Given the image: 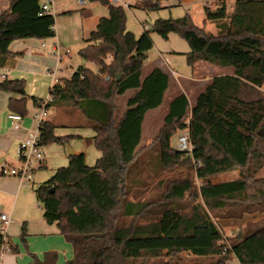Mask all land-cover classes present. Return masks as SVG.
Here are the masks:
<instances>
[{"label": "trees", "instance_id": "16d2710c", "mask_svg": "<svg viewBox=\"0 0 264 264\" xmlns=\"http://www.w3.org/2000/svg\"><path fill=\"white\" fill-rule=\"evenodd\" d=\"M8 1V9L0 13V67L15 66L17 54L9 49L15 40L55 37V15L41 16V0ZM98 1L109 9V16L99 20L79 51L96 70L77 68L51 88L52 100L45 106L48 113L54 108L79 109L94 130V146L101 154L93 167L83 153L70 156L66 168L57 169L35 189L44 219L57 223L73 247V258L64 264H154L152 260L165 257L168 260L159 264H227L230 255L239 264H264V224L240 231L228 248L214 221L220 212L240 217L264 211V178H259L264 169V136L259 133L264 129V0H236L231 15L224 1L215 10L207 5L205 20L218 23L217 35L197 26L189 14L155 21L153 32L165 39L177 34L187 41L190 67L204 62L235 71L212 78L194 107L184 93L177 95L151 144L160 152L155 175L185 165L203 185L198 189L189 178L168 181L159 197L148 200L134 197L135 189L147 188L135 170L148 148L140 147L146 115L163 105L170 76L158 68L144 75L154 47L151 32L136 37L126 27L125 8ZM162 1L168 0H142L137 7L159 11ZM25 86L24 80L0 82V92L19 96L9 100L8 108L22 116L28 114L29 99L37 108L44 103L30 98ZM129 92L133 94L127 110L118 117L116 99ZM43 123L42 147L65 145L73 137H58V126L50 118ZM182 130L190 135L192 154L171 146ZM233 171H239L238 179L212 181ZM25 235L23 227L24 244ZM4 238L0 232V251ZM182 253L197 260L216 258L210 263L184 262ZM30 256L31 264L58 261L56 252Z\"/></svg>", "mask_w": 264, "mask_h": 264}, {"label": "crops", "instance_id": "0c3cea01", "mask_svg": "<svg viewBox=\"0 0 264 264\" xmlns=\"http://www.w3.org/2000/svg\"><path fill=\"white\" fill-rule=\"evenodd\" d=\"M42 1L43 0H41V2ZM63 1L65 0H57L53 6L55 15V37L48 38L47 40H38L34 38L29 40H15L9 48L13 54H17V62L15 66L0 67V75L5 74L8 78L7 80H24L26 82L25 91L30 98L36 97L46 100L50 95V89L56 82L52 77L47 76L46 71H54L58 79L62 80L64 78H70L80 66L88 67L86 64H80L82 62V57L79 56V51L86 45L85 40L89 37L90 33L94 31L93 28L95 27L96 29L99 20L105 17V15L98 14L95 7L92 5L80 6L76 2L75 6H69L64 4ZM169 1L170 0L167 1L168 4L166 6L160 4L162 9L184 6L189 12L188 14L192 17L191 4L193 0H183L180 3L173 0V2ZM221 1H224L226 4V0H217V2ZM137 2L132 3L130 1H120L121 4L119 6L135 10L139 9L137 7ZM235 2L236 0H234V5ZM209 6L211 5L209 4ZM8 7V0H0V12L7 10ZM234 10L235 7L232 12H229L227 5V12L229 15H231ZM203 17V28H205L206 32L217 35L218 23L208 20L206 21L205 12ZM146 26L147 25H144V31ZM56 47H59L58 53L55 50ZM71 54L77 55L81 60L76 61ZM148 60L146 61L144 68L145 76L151 73L155 68L165 71L170 76V88L166 92V98V96L172 93V90L174 89L172 80V74H174V71L171 72L164 67L163 64L165 61L161 59H158L155 63H148ZM202 63L204 62L197 63L193 66V74L187 79L192 82H197L199 81V74H204L209 71V66L202 65ZM75 64L80 65L76 67ZM92 70H96V67ZM233 74L234 73H225L220 76ZM208 84L209 83L205 86L207 87ZM191 86L192 90L196 87L195 84ZM182 93H184L189 100V93L182 90L181 92H178L177 95ZM16 97L19 98L18 95L12 93L0 92V140L3 150L2 158H0V214L3 212L6 213L12 220V223L6 229V242L12 248V252L4 254L0 264H31L32 259L30 254L43 258V256L49 252H56L58 254L57 264H64L74 256L71 243L67 242L65 237L61 235L57 223L52 225L48 224L43 217L44 211L42 216L39 213L31 214L29 212L33 209L34 204L32 203L33 199L29 192V188L25 185V181L4 175L1 172L2 168H7L3 166L4 164H9L8 166L16 164L18 145L27 136L30 130L37 127V123L33 120V116L37 113L38 108L35 107L33 101L29 99L26 104L28 114L27 116H24L22 126L17 130L12 128L10 121L8 120V115L12 113L9 111L8 102L11 98ZM176 97H174V99ZM126 110L127 108L123 111L122 115ZM146 121L144 123L143 134ZM76 154L82 153L76 151ZM66 156L69 158L70 154L69 156ZM2 226L3 222L0 221V231ZM23 227L26 228L25 244L23 243L21 236ZM12 228L14 230L13 233L11 232Z\"/></svg>", "mask_w": 264, "mask_h": 264}, {"label": "rangeland", "instance_id": "374dc122", "mask_svg": "<svg viewBox=\"0 0 264 264\" xmlns=\"http://www.w3.org/2000/svg\"><path fill=\"white\" fill-rule=\"evenodd\" d=\"M121 2L130 1L136 3L138 0H120ZM76 0H65L64 4L69 6H75ZM169 2H173L170 0ZM137 2V5H139ZM167 1H162L161 5L166 6ZM211 5L215 10L218 7L217 0H209V3L202 0H193L191 4V13L193 22L197 26L203 27L202 18L205 12V7ZM228 5V11L232 12L235 5L234 0H226ZM86 5L93 6L96 9L98 14H103L105 17L109 16L108 8L103 5L100 1L95 0L94 2H86ZM80 7V6H79ZM125 8V7H123ZM126 27L129 31L133 32L136 37H140L144 31V25H147L146 31L151 32V38L154 40L155 46L149 51V60L148 63H155L158 59H161L164 62V67L169 71H174L172 74L173 87L172 93L168 94L163 102L161 108L153 110L147 114L145 131L143 134V139L140 147L146 148V153H144V162L143 164L136 168V173H141V178L147 184V188H137L134 191L135 199L148 200L159 197L167 187L168 181H180V179L189 178L195 184V187L198 189L203 185L202 181L195 177L194 170L189 166L179 165L178 168L172 171H164L159 175H155L154 171L156 166H159L160 161V152L157 146H152L151 144L154 139L157 137L160 129L164 125L165 116L169 112L172 99L176 97L178 92L184 91L189 93V101L191 106L196 105V100L201 93L206 89V84L209 81L225 73H234L235 69L231 67L221 68L212 64L202 63V65L209 66L207 72L204 74H199V81L192 82L188 77H191L193 74V67H190L187 63V53L190 52L189 44L186 40L181 38L177 34H170L167 39L161 37L157 33L153 32L155 21L162 19H175L180 18L188 14L184 6H175V8H165L159 9V11H147L139 9H131L126 7ZM1 11L0 13H2ZM95 30V27L93 28ZM72 55V54H71ZM72 57L78 61L81 60L77 55H72ZM200 63V62H199ZM80 64H86L89 68L94 69L95 65L93 63H88L82 59ZM80 64H75L79 66ZM74 66V67H75ZM207 73V74H206ZM207 77V78H206ZM195 84V88L192 90L191 85ZM264 92V86L262 87ZM132 92L129 94L120 96L116 99L117 105V116L121 117L123 111L127 108L126 101L129 96L132 95ZM38 112V111H37ZM50 119L57 124L55 134L58 137L73 136L69 139V142L65 145L52 143L49 146L42 147L43 154L47 159L45 167L37 169L34 173V179L32 182H25L26 187L29 188V192L33 199L34 207L29 212L31 214H43V207L35 197V189L41 184L50 180V178L55 174L56 170L59 168H66L69 165V156L70 149L73 153L76 154V151L79 153L86 154V163L89 167L95 166L98 158L101 156L99 151L96 150L93 142L94 130L90 125V122L87 121L86 117L82 112L77 108H54L49 112ZM149 126V128H148ZM183 131V130H182ZM179 131L171 140L172 147L176 149L178 144ZM66 156V157H65ZM9 164H4V167H9ZM240 177L239 171L228 172L227 174L219 175L212 178L213 182H224L228 180H236ZM264 178V169L260 172L259 178ZM160 181H164L165 185L162 186L158 184ZM222 216L214 217V221L219 226L220 230L223 233V242L222 244H229L230 239H233L240 231H245L247 228H257L264 224V211L254 212V213H245V215L240 217L229 216L226 212H220ZM12 228V233H13ZM214 258H205V259H195L192 255L188 253H182L181 260L184 262H203L210 263L214 261ZM168 258L165 257L163 260H152L154 264H159L161 261H167ZM227 264H239L234 255H230L227 260Z\"/></svg>", "mask_w": 264, "mask_h": 264}, {"label": "built area", "instance_id": "2783aa9c", "mask_svg": "<svg viewBox=\"0 0 264 264\" xmlns=\"http://www.w3.org/2000/svg\"><path fill=\"white\" fill-rule=\"evenodd\" d=\"M57 0H43L41 2V16L46 14H53L54 10L53 6ZM80 6H84L86 2L89 0H76ZM204 2L209 3V0H202ZM138 2H142V0H138ZM109 3L113 5H120V0H109ZM148 28V26H146ZM45 46V45H44ZM56 52H59V47L55 48ZM47 76L52 77L55 80V84L59 83V79L56 76L54 71L48 70L46 71ZM7 76L5 74L0 75V82L7 80ZM53 87V86H52ZM51 87V88H52ZM51 90V89H50ZM51 95L48 96L41 108H38V112L34 114L33 120L37 123V127L33 130H30L27 136L20 142L17 147V162L15 165L9 166L8 168H2L1 172L4 175H8L14 178H19L25 182H32L34 179V173L37 169H40L46 165V157L43 154L42 146L40 145V128L44 124L43 122L49 118V113L46 109V104L51 101ZM8 120L13 129L17 130L22 126V122L24 120V116L21 114L11 113L8 115ZM177 151H182L188 154H192V146L190 143V135L187 130L182 131L179 134ZM3 150L1 147L0 140V158H2ZM0 221L3 222V226L1 227V233L5 237L4 244L0 251V261L3 258L4 254L10 253V246L6 242V229L12 223L10 216L6 213L0 214ZM227 246V244H225ZM228 247V246H227ZM229 248V247H228ZM227 253V249H226Z\"/></svg>", "mask_w": 264, "mask_h": 264}, {"label": "water", "instance_id": "95a60500", "mask_svg": "<svg viewBox=\"0 0 264 264\" xmlns=\"http://www.w3.org/2000/svg\"><path fill=\"white\" fill-rule=\"evenodd\" d=\"M120 77H121V74L119 73L118 77H117V81L120 80ZM259 133L261 134V136H264V129L260 130ZM69 154H70V156L74 155V153H73V151L71 149H70V153Z\"/></svg>", "mask_w": 264, "mask_h": 264}]
</instances>
